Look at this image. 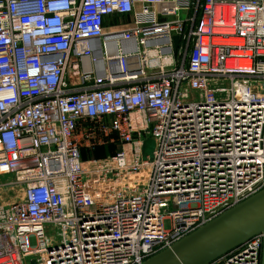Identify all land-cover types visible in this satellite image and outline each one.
Returning a JSON list of instances; mask_svg holds the SVG:
<instances>
[{"label": "built area", "instance_id": "1", "mask_svg": "<svg viewBox=\"0 0 264 264\" xmlns=\"http://www.w3.org/2000/svg\"><path fill=\"white\" fill-rule=\"evenodd\" d=\"M263 189L264 0H0V264H144Z\"/></svg>", "mask_w": 264, "mask_h": 264}, {"label": "water", "instance_id": "2", "mask_svg": "<svg viewBox=\"0 0 264 264\" xmlns=\"http://www.w3.org/2000/svg\"><path fill=\"white\" fill-rule=\"evenodd\" d=\"M177 43L174 37L175 47ZM152 150L153 143H148L144 152L150 155ZM258 234H264V189L144 264H210Z\"/></svg>", "mask_w": 264, "mask_h": 264}, {"label": "trees", "instance_id": "3", "mask_svg": "<svg viewBox=\"0 0 264 264\" xmlns=\"http://www.w3.org/2000/svg\"><path fill=\"white\" fill-rule=\"evenodd\" d=\"M117 151H118L117 145L111 144L107 146L96 147L93 149H83L81 151V157L83 160L102 159L108 157L109 155H114Z\"/></svg>", "mask_w": 264, "mask_h": 264}, {"label": "rangeland", "instance_id": "4", "mask_svg": "<svg viewBox=\"0 0 264 264\" xmlns=\"http://www.w3.org/2000/svg\"><path fill=\"white\" fill-rule=\"evenodd\" d=\"M180 17L181 18H183V12H180ZM115 155V154H114ZM111 156H113V155H109L108 157H111ZM87 157V156H86ZM90 157H93V156H90ZM107 158V157H106ZM102 159H104V158H102ZM88 160H101V159H88ZM108 173V172H107ZM103 177V176H102ZM104 187V186H103ZM169 221L168 220H166L165 222H164V226H165V228H168L169 227Z\"/></svg>", "mask_w": 264, "mask_h": 264}]
</instances>
